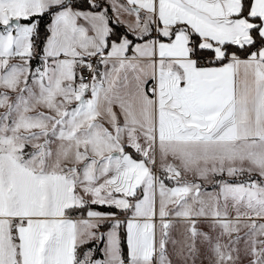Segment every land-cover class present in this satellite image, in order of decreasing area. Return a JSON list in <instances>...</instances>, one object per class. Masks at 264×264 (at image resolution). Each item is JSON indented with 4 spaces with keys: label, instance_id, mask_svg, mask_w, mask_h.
<instances>
[{
    "label": "snow or ice",
    "instance_id": "1",
    "mask_svg": "<svg viewBox=\"0 0 264 264\" xmlns=\"http://www.w3.org/2000/svg\"><path fill=\"white\" fill-rule=\"evenodd\" d=\"M0 264H264V0H0Z\"/></svg>",
    "mask_w": 264,
    "mask_h": 264
}]
</instances>
